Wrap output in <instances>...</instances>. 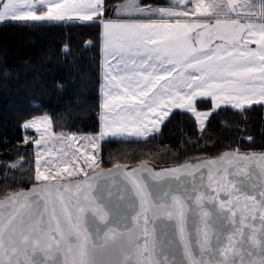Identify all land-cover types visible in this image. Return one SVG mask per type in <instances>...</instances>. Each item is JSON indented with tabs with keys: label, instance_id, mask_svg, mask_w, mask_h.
I'll return each mask as SVG.
<instances>
[{
	"label": "snow or ice",
	"instance_id": "snow-or-ice-1",
	"mask_svg": "<svg viewBox=\"0 0 264 264\" xmlns=\"http://www.w3.org/2000/svg\"><path fill=\"white\" fill-rule=\"evenodd\" d=\"M9 22L94 26L102 60L96 131L23 118L34 183L0 200V264H264V152L237 147L159 172L146 160L105 169L101 155L106 138L147 140L180 116L203 133L214 113L246 123L264 107V0H0Z\"/></svg>",
	"mask_w": 264,
	"mask_h": 264
},
{
	"label": "trees",
	"instance_id": "trees-1",
	"mask_svg": "<svg viewBox=\"0 0 264 264\" xmlns=\"http://www.w3.org/2000/svg\"><path fill=\"white\" fill-rule=\"evenodd\" d=\"M101 60L98 29L94 26L74 22L35 27L0 24V199L7 192L34 183L35 149L22 143L25 116L49 114L55 131L92 133L98 129L96 99ZM58 82L64 87L58 89ZM240 119L231 111L214 113L201 133L194 118L180 116L147 140L106 138L102 167L142 160L170 165L237 147L263 150L264 107L254 106L246 123H239ZM27 134L35 135L34 131ZM247 135H252L255 142H249ZM21 156L23 167L7 171L5 162L10 165Z\"/></svg>",
	"mask_w": 264,
	"mask_h": 264
},
{
	"label": "water",
	"instance_id": "water-1",
	"mask_svg": "<svg viewBox=\"0 0 264 264\" xmlns=\"http://www.w3.org/2000/svg\"><path fill=\"white\" fill-rule=\"evenodd\" d=\"M230 150H232V149L225 150V151H223L222 153H220L218 155H214V156H204V157H199V158L188 159V160H185L183 162L176 163V164H170V165L160 166V165H155V164H153L152 162H149V161H147V162L153 168L154 171L159 172V171H162V170H165V169H174V168H177V167H179V166H181V165H183L185 163H199L200 161H203V160L215 159V158L219 157L220 155H222L224 152H227V151H230ZM240 151L241 152H247V153H262V152H264V149L263 150H248V151L240 150ZM139 164H140V162H138L136 164H132V165H127V169L128 170H131L133 167L139 166ZM122 165H125V164H122ZM250 167L255 168V165L252 164V165H250ZM107 169H109V168H107ZM97 171H99V169H97ZM201 172H206V169L201 168L199 170V172L196 173V176L199 177V175H200ZM89 174H91V171H89ZM81 178H83V177H81ZM183 178L184 177L182 176L181 179H183ZM104 179H116V178L115 177H113V178L104 177V178H101V181L104 180ZM118 179L122 180L123 177H119ZM172 179H173L172 177L166 176L160 182H158V183L157 182H152V183H154V185H155V190H158V191H161L162 192V191H164V190L167 189L168 182L170 180H172ZM63 182L64 183H67L68 181H63ZM31 187L32 186H30L28 188H25V189H22V190L28 191V190H30ZM71 195H75V191H73V193H71ZM3 198H1L0 200H2ZM2 211H4V209H0V212H2ZM97 223H99V222H97ZM100 227L102 229V225H100ZM92 231L95 232V229H93ZM103 239H104V237H103V230H102L101 231V235L99 237H96L95 235H93V236L90 237V243L91 242L100 243V242L103 241ZM38 258L39 259H44L43 254H38ZM61 259H62V257H61Z\"/></svg>",
	"mask_w": 264,
	"mask_h": 264
},
{
	"label": "rangeland",
	"instance_id": "rangeland-1",
	"mask_svg": "<svg viewBox=\"0 0 264 264\" xmlns=\"http://www.w3.org/2000/svg\"><path fill=\"white\" fill-rule=\"evenodd\" d=\"M130 138V137H129ZM66 147V146H65ZM61 148V145L59 143H55L53 142L51 145H50V150L52 151V155L55 157L57 156L58 152H59V149ZM90 171V170H88Z\"/></svg>",
	"mask_w": 264,
	"mask_h": 264
},
{
	"label": "crops",
	"instance_id": "crops-1",
	"mask_svg": "<svg viewBox=\"0 0 264 264\" xmlns=\"http://www.w3.org/2000/svg\"><path fill=\"white\" fill-rule=\"evenodd\" d=\"M212 2V0H205V3H211ZM109 139H111V138H109ZM119 139V138H118ZM122 139H137V138H129V137H124V138H122Z\"/></svg>",
	"mask_w": 264,
	"mask_h": 264
}]
</instances>
